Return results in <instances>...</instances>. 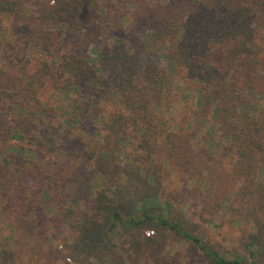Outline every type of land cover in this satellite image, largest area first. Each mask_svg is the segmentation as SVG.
<instances>
[{
    "label": "trees",
    "instance_id": "1",
    "mask_svg": "<svg viewBox=\"0 0 264 264\" xmlns=\"http://www.w3.org/2000/svg\"><path fill=\"white\" fill-rule=\"evenodd\" d=\"M21 1L37 7L25 39L39 55L33 63L24 55L6 54L24 82L17 97L21 108L42 109L39 96L45 81L55 76L54 68L73 80V91L79 96L70 103L75 119L85 117L87 99L98 97L102 90L115 92L124 111L106 119V160L119 152L127 137L137 135V148L145 161L160 153L167 165L188 171L191 179L202 183L209 179L213 187L205 206L209 212L225 208L264 234V106L255 98L264 100V35L258 30L264 29V0H125L134 5L128 27L114 45L101 43L94 60L58 54L66 24L84 13L86 0ZM91 10L96 17L97 7ZM176 80L185 89L197 87L198 117L213 125L204 135L203 150L182 132L166 129L155 111L178 89ZM10 114V106L0 108V144L13 135ZM28 145L50 157L51 165L38 163L30 150L20 149L16 164L0 156V197L13 216L12 235L0 238L2 263L11 257L17 235L26 238L42 232L46 221L36 215L58 172L67 173L66 182L85 194L97 175L87 162L71 169L73 153L64 167L51 138H32ZM165 208L170 210L169 205ZM139 210L141 216L134 220H124L116 210L105 213L80 205L61 206L58 214L79 242L94 237L105 217L111 230L153 221L198 247L213 264H243L239 256L225 258L208 249L180 222H170L165 209L149 211L143 200ZM252 246L251 242L245 246L251 262Z\"/></svg>",
    "mask_w": 264,
    "mask_h": 264
},
{
    "label": "rangeland",
    "instance_id": "2",
    "mask_svg": "<svg viewBox=\"0 0 264 264\" xmlns=\"http://www.w3.org/2000/svg\"><path fill=\"white\" fill-rule=\"evenodd\" d=\"M94 7L99 10L96 17L92 15ZM133 7L125 0H86L84 13L66 24L58 54L94 60L101 43L114 45L121 31L128 27ZM34 16L35 6L21 0H0V108L10 106L8 118L13 134L0 144V156L16 164L19 154L30 150L36 153L38 163L50 166L51 158L29 146L28 140L51 138L64 167H68V154L73 153L71 169L77 163L87 162L97 175L91 191L85 194L66 182L67 173L58 172L36 215L43 223L46 221L42 232L26 238L17 235L13 251L8 254L11 257L7 260L6 256L0 264H213L198 247L153 221L136 228L117 226L111 230L110 220L105 217L96 227L94 237L83 243L58 214L61 206L80 205L105 213L116 210L124 220H134L141 216L143 200L149 204V211L165 209L163 213H167L170 222H180L181 227L221 256H239L243 264H264V234H258L250 222L225 208L218 213L205 208L213 191L209 179L203 183L191 179L188 171L167 165L160 153L145 161L137 148V135L127 137L119 152L106 160V119L124 111L115 92L102 90L98 97L87 99L85 117L75 119L70 103L79 96L73 91V80L54 68L55 76L45 81L39 96L42 109L26 112L27 108L18 105L24 82L18 72L14 73L6 54H21L33 63L39 59L36 49L25 39ZM258 30L264 35V29ZM176 83L178 89L172 91L164 107L155 111L166 129L182 132L190 137L195 148L203 150L204 135L213 125L198 117L197 87L185 89L179 80ZM255 98L264 106V100ZM2 177L0 172V180ZM165 205L170 206L169 211ZM12 229L13 216L0 197V238L11 236ZM250 242L254 243L253 262L245 248Z\"/></svg>",
    "mask_w": 264,
    "mask_h": 264
}]
</instances>
